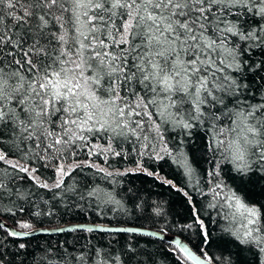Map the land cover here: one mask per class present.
<instances>
[{"label": "snow or ice", "instance_id": "snow-or-ice-1", "mask_svg": "<svg viewBox=\"0 0 264 264\" xmlns=\"http://www.w3.org/2000/svg\"><path fill=\"white\" fill-rule=\"evenodd\" d=\"M128 175L183 198L188 219L173 224L200 254L171 238L176 264H264V0H0V205L30 217L0 221V264H154L136 237L169 229L128 218L167 212L121 190ZM197 175L204 203L188 191ZM72 212L100 222L33 221ZM36 232L65 239L37 259Z\"/></svg>", "mask_w": 264, "mask_h": 264}, {"label": "trees", "instance_id": "trees-1", "mask_svg": "<svg viewBox=\"0 0 264 264\" xmlns=\"http://www.w3.org/2000/svg\"><path fill=\"white\" fill-rule=\"evenodd\" d=\"M114 167L116 168H134L135 165L130 161H111ZM147 165H152L151 161H145ZM154 166V165H153ZM203 166H201L202 169ZM160 171L161 176H167L168 178H174L176 182L181 184L187 183L186 178L181 174L180 171L176 169V166L171 164V162L164 163L160 162V167L157 169ZM44 176L51 177L53 173L51 170H44ZM118 181V187L123 190L131 188L136 195L139 197V200L146 202V204H159L162 209L167 212L166 216L155 217L150 213L148 214H136L131 218H128V225L139 226L143 228H150L155 230L164 229L167 227L169 229L167 234L179 235L196 253L200 254L198 251L197 245L199 240L193 232L185 231L181 233L177 226H174V221L183 222L188 219L187 208L184 205V200L182 197L177 196V194L171 191L167 186H162L158 181H154L151 177L144 175H128L123 177H115ZM99 183L103 184L105 181L98 179ZM51 183V180L49 181ZM195 186V187H193ZM201 189L204 193L201 194ZM35 199L37 202L41 198L47 199L51 196V193H48L46 190L35 188ZM188 191L191 192L193 198L198 203H204L211 198V193L208 191V185L205 183L204 179L197 175L192 178L191 184H189ZM260 198V197H258ZM27 208V205H25ZM13 208V211L16 209L10 205H0V217L6 222L16 227L17 220H27L30 217L25 213L21 214L16 211V215L12 216L8 214V209ZM63 209H61V212ZM179 214V215H178ZM213 219H218L215 212H212ZM44 221H50V223H40L35 221L34 223L37 226H58L66 223L74 222H100L92 214L88 212L87 217L83 215H77L75 212L69 213L68 215L57 214L53 217H43ZM115 223V221H113ZM213 230L218 231L217 225L212 224ZM3 233L0 232V235ZM29 244V250L36 253L37 259H39L40 252L37 248L38 245L43 246L47 241H51L53 244L57 240H63L65 237L59 234H53L51 236H44L42 234H35L26 238ZM141 242V246L144 250L153 254L154 264H176L177 256L173 255L168 249L170 248L169 243L165 240H158L153 237H136ZM11 251H15L13 246H9ZM209 255H220L215 247L208 249ZM29 264H31V258H29ZM183 264H192L190 260L183 261Z\"/></svg>", "mask_w": 264, "mask_h": 264}, {"label": "water", "instance_id": "water-1", "mask_svg": "<svg viewBox=\"0 0 264 264\" xmlns=\"http://www.w3.org/2000/svg\"><path fill=\"white\" fill-rule=\"evenodd\" d=\"M0 221H3L7 226H9L10 228H13V229H16V227L12 226L11 224L9 223H6L1 217H0ZM74 223H84V222H74ZM89 223H92V222H89ZM67 224L69 223H66V224H62V225H58V226H50V227H47V226H43L45 228H55V227H63V226H66ZM128 226H133V225H128ZM41 226H37V228H40ZM134 227H139V226H134ZM140 228H143V227H140ZM145 231H152V232H155V231H158V230H155V229H150V228H143ZM35 234H39V232H36ZM34 234V235H35ZM171 238H177V239H180L186 246H188L194 253H196L179 235H175V234H167V236L165 237V241H168L170 240ZM197 255H199L198 253H196Z\"/></svg>", "mask_w": 264, "mask_h": 264}]
</instances>
